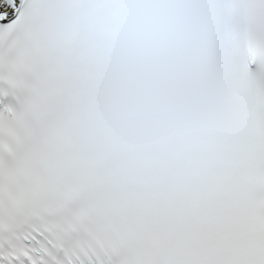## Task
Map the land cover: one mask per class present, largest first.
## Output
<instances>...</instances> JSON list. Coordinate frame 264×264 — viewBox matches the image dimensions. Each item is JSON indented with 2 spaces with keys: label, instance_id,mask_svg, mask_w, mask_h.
Here are the masks:
<instances>
[{
  "label": "snow or ice",
  "instance_id": "1",
  "mask_svg": "<svg viewBox=\"0 0 264 264\" xmlns=\"http://www.w3.org/2000/svg\"><path fill=\"white\" fill-rule=\"evenodd\" d=\"M0 264H264V0H0Z\"/></svg>",
  "mask_w": 264,
  "mask_h": 264
}]
</instances>
